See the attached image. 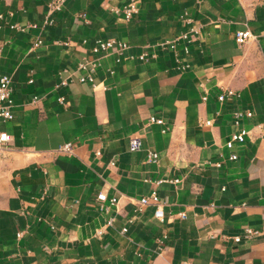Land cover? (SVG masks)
Listing matches in <instances>:
<instances>
[{
  "label": "crops",
  "instance_id": "crops-1",
  "mask_svg": "<svg viewBox=\"0 0 264 264\" xmlns=\"http://www.w3.org/2000/svg\"><path fill=\"white\" fill-rule=\"evenodd\" d=\"M46 2L0 0V71L12 88L0 121L10 136L0 264H264V7L136 0L124 19L112 7L125 0H65L50 14ZM243 28L253 37L238 44ZM96 38L127 45L93 54ZM83 60L91 80L77 79ZM225 88L234 93L218 100ZM67 140L71 153L55 150ZM151 190L160 218L152 204L137 208Z\"/></svg>",
  "mask_w": 264,
  "mask_h": 264
},
{
  "label": "built area",
  "instance_id": "built-area-1",
  "mask_svg": "<svg viewBox=\"0 0 264 264\" xmlns=\"http://www.w3.org/2000/svg\"><path fill=\"white\" fill-rule=\"evenodd\" d=\"M65 0H47L46 6H47V13L50 14L55 10H58L61 8ZM249 6L252 5H261L264 7V0H249V3L247 4ZM114 11H120L122 14V17L124 19H129L136 11H137V3L136 0H125L123 4H121L119 7H112ZM48 21H50L48 19ZM11 27H19L16 24H10ZM196 31V29L193 26L188 27L187 31L182 32L179 37H182L183 39L188 40L193 33ZM189 33V34H188ZM253 37L252 33L248 28L238 29L234 32L233 38L236 43L241 44L245 42L247 39ZM126 42L116 39V38H96L94 39L93 44L90 47V51L93 54H98L102 52L109 51L111 49L115 50L116 52H119L121 49L126 47ZM170 46H173V42L170 43ZM184 51L187 50L185 46H183ZM139 58L143 57V54L138 55ZM94 63L90 60H83L79 61L77 64L78 68H87V71L84 74H81L77 77L78 80H91L90 72L93 68ZM181 67H184V64L180 65ZM31 79L29 78L28 81ZM60 84L66 83V79L63 78L59 82ZM11 85H10V77L8 74L0 71V121L4 119H8L11 117ZM234 92L231 88H225L222 91H220L217 94V99L222 100L226 96L232 95ZM36 99L35 96L31 97V100L34 101ZM57 100L59 102L62 101V97H57ZM250 110H245L244 114L250 115ZM240 114V111H234L233 116L235 117L234 122H236V117ZM150 121H154L156 123H161L162 119L157 116H149ZM205 123H208V120H204ZM247 132L244 128H239L236 131H233L229 134L228 138L224 141V145L227 148H230L234 142L236 141H242L244 134ZM10 139V136L7 132L4 130H0V146L4 145L8 140ZM138 146V140L134 137L129 138L128 140V148L129 149H135ZM56 151L64 152V153H71L73 150V145L71 141L67 140L60 144H58L55 148ZM157 153L155 151L147 152V159H154L156 157ZM235 153L231 152L228 155V158H235ZM112 163V161H110ZM96 198L98 200H104L106 198V195L104 192H98L96 194ZM108 201L110 204H115L117 201L116 196H110L108 197ZM137 201V208L140 209L143 205L146 204H152L154 206L153 209V215L157 218H160L162 215L161 210V202L158 198V195L155 190H151L148 194L140 195L136 198ZM111 217L107 219V223H110ZM121 230L124 231L125 227L122 226ZM255 230L251 227H244L242 231V235L248 237L252 233H254ZM232 239L237 241L240 239L239 234H235L232 236Z\"/></svg>",
  "mask_w": 264,
  "mask_h": 264
}]
</instances>
